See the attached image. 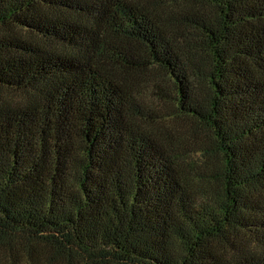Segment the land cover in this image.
<instances>
[{
    "label": "trees",
    "instance_id": "obj_1",
    "mask_svg": "<svg viewBox=\"0 0 264 264\" xmlns=\"http://www.w3.org/2000/svg\"><path fill=\"white\" fill-rule=\"evenodd\" d=\"M0 249L264 264V0H0Z\"/></svg>",
    "mask_w": 264,
    "mask_h": 264
},
{
    "label": "rangeland",
    "instance_id": "obj_2",
    "mask_svg": "<svg viewBox=\"0 0 264 264\" xmlns=\"http://www.w3.org/2000/svg\"><path fill=\"white\" fill-rule=\"evenodd\" d=\"M176 118L177 119H175V121L178 124H184L182 122H186V118L185 117H176ZM0 264H11V257H10V255L7 252H5V251H3L1 249H0Z\"/></svg>",
    "mask_w": 264,
    "mask_h": 264
}]
</instances>
